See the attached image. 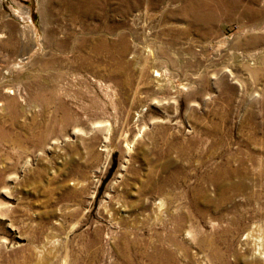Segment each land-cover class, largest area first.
I'll list each match as a JSON object with an SVG mask.
<instances>
[{
  "label": "rangeland",
  "instance_id": "374dc122",
  "mask_svg": "<svg viewBox=\"0 0 264 264\" xmlns=\"http://www.w3.org/2000/svg\"><path fill=\"white\" fill-rule=\"evenodd\" d=\"M241 1L0 0V264L51 236L50 264L264 262V0Z\"/></svg>",
  "mask_w": 264,
  "mask_h": 264
},
{
  "label": "bare ground",
  "instance_id": "6f19581e",
  "mask_svg": "<svg viewBox=\"0 0 264 264\" xmlns=\"http://www.w3.org/2000/svg\"><path fill=\"white\" fill-rule=\"evenodd\" d=\"M88 1V0H87ZM72 2V1H71ZM80 2V1H79ZM240 2H244V1H241L240 0ZM77 3V2H76ZM222 3V2H221ZM244 4V3H243ZM70 5H72V4H70ZM74 5V4H73ZM236 5H238V4H236ZM250 6V5H249ZM251 7V6H250ZM207 8V7H206ZM245 9V8H244ZM249 9V8H248ZM252 9V8H251ZM254 9V8H253ZM82 11V10H81ZM256 11V10H255ZM28 12V11H27ZM251 12V11H250ZM249 12V13H250ZM247 13V12H246ZM26 16V15H25ZM209 20V19H208ZM255 26V25H254ZM256 27V26H255ZM248 29V28H247ZM250 29V28H249ZM259 54V53H258ZM240 60V59H239ZM158 75V74H157ZM186 86V85H185ZM187 87V86H186ZM178 88V87H177ZM177 91V90H176ZM229 171V170H228ZM231 172V171H230ZM261 172V171H260ZM243 173V172H242ZM262 173V172H261ZM231 174H232V172H231ZM233 175V174H232ZM261 181V180H260ZM232 182V181H231ZM242 182V181H241ZM228 183H229V181H228ZM231 184V183H230ZM241 185V187L243 186V184L241 183L240 184ZM232 186V185H231ZM234 187V186H233ZM236 189V188H235ZM261 194V193H260ZM251 196V195H250ZM264 196V195H263ZM262 196V197H263ZM261 197V196H260ZM256 201V200H255ZM260 205V204H259ZM263 206H264V204H263ZM258 208V207H257ZM258 209H260V208H258ZM259 214V213H258ZM264 218V217H263ZM262 224H260V225H258V224H256V226L254 227L255 229H256V232H254V228H253V230H251V231H249V233H248V237H250V238H252L251 240H252V242H253V246H254V250H255V254H259V255H261V256H263V258H264V227L263 226H261ZM246 236V235H245ZM246 241V240H245ZM57 242H58V239L56 238V237H54V236H51V238H49L47 241H46V243L44 244V246H43V249L40 251L41 252V254L39 255V257H40V261H41V263L40 264H50V260L51 259H53V258H55L56 256H58V253H60L59 251H58V244H57ZM247 242V241H246ZM245 242V243H246ZM250 243H251V241H250ZM250 246V245H249ZM249 249V248H248ZM252 249V248H251ZM249 251V250H248ZM66 252V251H65ZM254 254V253H253ZM168 256V255H167ZM64 258H62V259H64V264H66L67 263V261H68V259H67V257H68V254L66 253V254H64V256H63ZM260 257V256H259ZM168 258H172V256H168ZM173 259V258H172ZM256 259H258L257 257H256ZM260 259V258H259ZM170 261H172L171 259H169ZM221 261H222V259H220ZM260 261V260H259ZM262 261V260H261ZM164 262V261H163ZM258 262V261H257ZM158 263V262H157ZM221 263V262H220ZM260 263V262H259ZM264 263V262H263ZM262 263V264H263Z\"/></svg>",
  "mask_w": 264,
  "mask_h": 264
}]
</instances>
